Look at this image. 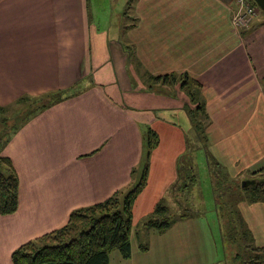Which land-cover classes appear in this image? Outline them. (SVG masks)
I'll list each match as a JSON object with an SVG mask.
<instances>
[{
	"label": "crops",
	"instance_id": "crops-1",
	"mask_svg": "<svg viewBox=\"0 0 264 264\" xmlns=\"http://www.w3.org/2000/svg\"><path fill=\"white\" fill-rule=\"evenodd\" d=\"M109 1L122 11L130 0ZM131 3L136 24L122 31L113 21L98 22V7L89 0H0V105L44 90L51 65L57 86L66 87L86 74L96 84L38 114L3 147L1 154L17 177V208L0 217L5 227L0 249L12 239L21 240L19 246L59 228L72 209L101 202L133 184L141 167L145 127L158 140L147 157V175L131 215L145 189L152 191L138 216L150 211L172 179L173 184L180 182L178 165L191 150H184L190 127L181 107L187 98L180 92L174 97L140 92L141 81L126 65L121 38L132 45L142 70L186 73L200 85L207 144L194 155L204 157L207 167L216 162L238 178L264 166V14L234 30L233 0ZM60 42L70 43L64 63L57 55ZM61 64L73 68L62 70ZM141 96L147 102L143 106L136 103H142ZM121 103L129 108L119 109ZM167 136L174 138L163 152L161 139ZM131 168L136 172L130 179ZM186 220L175 221L164 233L175 226L184 230ZM251 222L262 225L263 220L252 214L245 223Z\"/></svg>",
	"mask_w": 264,
	"mask_h": 264
},
{
	"label": "trees",
	"instance_id": "trees-1",
	"mask_svg": "<svg viewBox=\"0 0 264 264\" xmlns=\"http://www.w3.org/2000/svg\"><path fill=\"white\" fill-rule=\"evenodd\" d=\"M250 2L253 3L252 0ZM131 4V0L128 1L122 10V16L128 23V25H120L122 31L136 24L134 17H126ZM260 13L263 14L261 10ZM122 40V38L118 39V43L125 53L126 65H131L138 75L143 86L141 91L173 97L175 90H178L186 96L187 102L182 105L181 109L186 115L189 129L195 138L193 142L199 144L201 149H205L207 139L204 129L207 124V115L200 96V85L189 78L186 73L152 75L142 70L132 45ZM157 84L161 85L155 88ZM94 85L96 84L88 74L73 85L75 90L70 88L51 92L46 96L48 99L45 102L36 101L35 97H32L31 106L21 110L25 113L19 112L21 113L18 117L19 121L12 123V130L0 133V216L13 214L17 207V177L9 158L1 154L3 147L16 131L38 114L64 100L79 96L86 88H93ZM165 86H172V90H163L162 87ZM176 86L177 89H174ZM131 88H135L133 82ZM128 108L122 103L119 106L121 110ZM0 121L5 126L4 118H0ZM156 142V134L146 127L142 134L141 167L135 182L130 184V188L115 190L101 202L72 209L61 227L26 241L13 250L10 254L11 264H108L111 251L118 252L122 259L127 260L130 257L129 234L132 202L143 186L147 175V157ZM193 153L194 150L188 152L189 157ZM189 157L186 156V160ZM219 169L220 167L216 166V170H213L214 189H211V199L219 226L221 246L225 250L222 251V258L218 259L217 263L223 261L226 256V247H228L232 251V256L227 264H264V247L248 246L250 231L237 206L241 203L252 204L254 202H260L264 206V166L251 172L248 179L242 180L249 181L243 187L240 186L241 181L232 182ZM189 171L191 173L188 175ZM135 172L136 169L131 168L130 179ZM195 180L190 166H187L185 176L180 177V182L176 187L184 189L188 183H194ZM229 196L233 198L229 199ZM230 202L232 204H228ZM175 218L169 217L166 207L157 202L141 226L162 233L175 221L187 218V212H180L177 219ZM139 249L144 250V247L140 245ZM246 249L248 253L244 256ZM252 253L254 257H251Z\"/></svg>",
	"mask_w": 264,
	"mask_h": 264
},
{
	"label": "rangeland",
	"instance_id": "rangeland-1",
	"mask_svg": "<svg viewBox=\"0 0 264 264\" xmlns=\"http://www.w3.org/2000/svg\"><path fill=\"white\" fill-rule=\"evenodd\" d=\"M89 1H91L94 5L98 7V16H99L98 22H100L102 25L105 22L109 23L112 21L119 25H126V24L128 25L127 20L123 18L121 8L118 7L117 3H115L114 6L110 7L109 5L110 3H108L110 2L109 0H89ZM91 11L94 14H97V12L94 9H91ZM112 13H116V16L112 15ZM258 14H260L261 17L264 16L263 14L260 13V11ZM129 16L132 17V15L128 12L126 17ZM89 20L91 21L90 16H89ZM69 47H70V43L60 42V48L58 49L59 51H57L58 52L57 55L60 56L61 62L63 63H64L63 59H66L68 57ZM74 50L75 53L80 52L76 48ZM51 66L50 67L48 66L47 75H45V77L46 76L47 77L44 83L42 84L44 90L38 91L37 93H29L28 95L27 94L19 95V97L13 99L12 101L8 102L9 101L8 100L5 103H3V105H0V118H4L5 120V126L4 124L2 125V121H0L1 123L0 133L2 131L10 132L12 130L11 129L12 123H16L17 121H19L18 120L19 115L21 113H25L24 111L21 112V110L24 109L25 107L31 106L30 103L33 100L32 97H35L36 101L45 102L48 99L46 96L51 92L66 90L70 88L73 89V85L87 75L86 74L85 76H82L78 80L76 79L66 87H60V85L57 86V84L53 82L54 79L52 78ZM72 68L73 66H66L65 64H61L62 70H67V69L69 70ZM33 84H35V80L33 81ZM160 85L161 84H157L155 88H158ZM262 86L264 88V80L262 81ZM141 89L142 88H140V92H142ZM162 89L169 91L170 89L172 90V86H165L162 87ZM174 89H177V86L174 87ZM35 90L36 87L33 89V92ZM179 92L182 93L181 91L175 90L176 95L179 94ZM149 94H155V93L149 92ZM141 99H142L141 104L138 103V101H136V103L139 104L140 106H143L147 102L144 101L142 96ZM29 109H31V107ZM26 124H24L21 128H23ZM188 131L189 132H187V135H185L184 133V142H185L184 150L185 149L189 150V148H191L190 151H192L193 149L195 152V150H198L199 144H195L193 142V139L195 138L194 136H191L192 131L190 129ZM171 138L174 137L167 136L161 139V150L163 152L169 150L168 140ZM156 140H158L157 136H156ZM190 151L188 152L190 153ZM188 152L187 154H184V156L186 155L189 157ZM188 159L183 160V162H181L178 165L179 166L178 174H181V176H185L186 168L187 166H190L193 174L195 175L196 180L194 183H188L186 188H191V187L192 188L179 189L178 187L177 189H172V184H173V179H172L165 186V189H160L162 190V193L158 197V199L155 202H153L150 211L145 215L138 216L137 213L140 210L144 209L148 204L149 196L152 191V189H145L141 197V205L139 209L135 212V214L133 213V209H132V215H131L132 226L130 228V234H129L130 257L127 260L122 259L118 254V252L111 251L109 253L108 264H193V262H195L196 260H198L197 264H203V262L199 260L206 259L207 257L208 260L204 264H218L217 261L218 259L222 258V251L224 252L225 248L221 246L219 226L216 220L215 212L213 210L214 206L212 204V199H211L212 197L211 189H214L213 170H216V166L220 167L221 171L224 172L226 178L230 179L234 183H238L239 181L248 179L250 173H248L246 176L243 177L234 178L228 176L224 167L222 165L220 166L216 162L208 163V167H207L204 157H201L200 155L195 156L193 153V155H190ZM190 173L191 172L189 171L187 174L189 175ZM131 183L132 182L128 184ZM173 185H177V182H175ZM130 187L131 185H128L120 189H128ZM232 198L233 197L229 196V199ZM157 202H160L166 207L168 216L171 218L176 217L175 219H177V216L180 212L182 213L187 212V218H185L187 219L186 220L187 226L184 227V230L183 229L180 230L179 226H175V228H173L169 232L158 233L155 230L146 229L141 226L142 222L145 221V219L149 216V214L151 213L152 209L154 208ZM228 204H232V202ZM237 206L245 222L247 218L248 220L252 218V214L254 218L256 217L258 221L263 220L262 225H257V224L255 225L252 222L246 225L248 230L250 231V236L249 239L247 240V244L249 243L248 246L252 247L255 245L258 247H264L263 204H261L260 202H254L251 204V206L249 204L248 207L245 206V203L238 204ZM10 221L12 224L17 223L15 218L13 217L10 219ZM0 230L5 231V227L3 223H0ZM175 230L177 231L180 230V231L179 233H177ZM189 235H191L192 237L191 238L185 237ZM37 237H34V239ZM20 241L21 240L19 239H12L10 243L4 247V249H0V264H7V263L11 264L9 253L11 254V252L18 247L17 244ZM208 244L210 246V250L206 246ZM140 245L144 247V250L139 249ZM14 246L17 247L14 248ZM10 250L12 251L10 252ZM247 253H248V249H246V253L244 256H247ZM231 256H232V251L228 247H226V256L224 257L223 261L219 262V264H225V263L227 264ZM251 257H254L253 253L251 254Z\"/></svg>",
	"mask_w": 264,
	"mask_h": 264
},
{
	"label": "built area",
	"instance_id": "built-area-1",
	"mask_svg": "<svg viewBox=\"0 0 264 264\" xmlns=\"http://www.w3.org/2000/svg\"><path fill=\"white\" fill-rule=\"evenodd\" d=\"M234 11L230 17V24L234 30L245 28L254 19L260 9L250 0H233Z\"/></svg>",
	"mask_w": 264,
	"mask_h": 264
},
{
	"label": "water",
	"instance_id": "water-1",
	"mask_svg": "<svg viewBox=\"0 0 264 264\" xmlns=\"http://www.w3.org/2000/svg\"><path fill=\"white\" fill-rule=\"evenodd\" d=\"M253 3L263 12L264 14V0H252ZM249 183V181H241L240 186L243 187L245 184Z\"/></svg>",
	"mask_w": 264,
	"mask_h": 264
}]
</instances>
